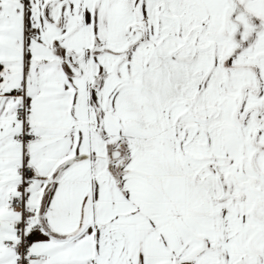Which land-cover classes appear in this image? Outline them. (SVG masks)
Returning <instances> with one entry per match:
<instances>
[{
	"label": "snow or ice",
	"instance_id": "6c2138e0",
	"mask_svg": "<svg viewBox=\"0 0 264 264\" xmlns=\"http://www.w3.org/2000/svg\"><path fill=\"white\" fill-rule=\"evenodd\" d=\"M0 264H264V0H0Z\"/></svg>",
	"mask_w": 264,
	"mask_h": 264
}]
</instances>
